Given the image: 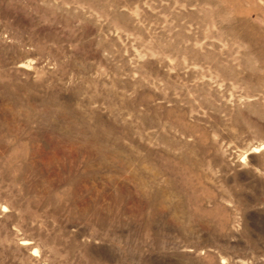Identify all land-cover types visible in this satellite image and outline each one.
<instances>
[{
  "label": "rangeland",
  "instance_id": "rangeland-1",
  "mask_svg": "<svg viewBox=\"0 0 264 264\" xmlns=\"http://www.w3.org/2000/svg\"><path fill=\"white\" fill-rule=\"evenodd\" d=\"M0 264H264V0H0Z\"/></svg>",
  "mask_w": 264,
  "mask_h": 264
}]
</instances>
